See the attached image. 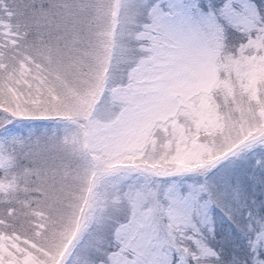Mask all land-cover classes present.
<instances>
[{
  "label": "snow or ice",
  "instance_id": "snow-or-ice-1",
  "mask_svg": "<svg viewBox=\"0 0 264 264\" xmlns=\"http://www.w3.org/2000/svg\"><path fill=\"white\" fill-rule=\"evenodd\" d=\"M0 264H264V0H0Z\"/></svg>",
  "mask_w": 264,
  "mask_h": 264
}]
</instances>
